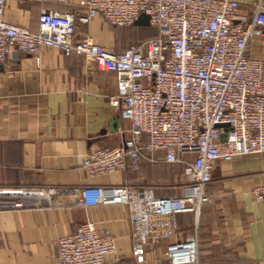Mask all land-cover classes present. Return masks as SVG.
<instances>
[{"label":"built area","instance_id":"1","mask_svg":"<svg viewBox=\"0 0 264 264\" xmlns=\"http://www.w3.org/2000/svg\"><path fill=\"white\" fill-rule=\"evenodd\" d=\"M7 1L0 0V64L52 47L116 74L117 90L109 102L129 121V136L84 156L83 167L91 176L139 170L145 159L183 167L186 182L178 194L158 197L145 188L133 193L127 184H91L84 187L79 206L127 204L143 222L185 213L199 217L211 202L208 188L218 162L264 153V60L248 51L250 41L264 35L262 4L247 15L238 0H83L77 14L42 10L33 29L5 19ZM143 15L157 35L120 52L91 36L76 38L79 25L97 17L127 28ZM254 195L264 202V185ZM25 196L0 192V207L20 205ZM117 252V237L91 220L58 240L59 264H105ZM145 252L136 241L138 261ZM167 257L170 264H203L197 238L170 244Z\"/></svg>","mask_w":264,"mask_h":264},{"label":"crops","instance_id":"2","mask_svg":"<svg viewBox=\"0 0 264 264\" xmlns=\"http://www.w3.org/2000/svg\"><path fill=\"white\" fill-rule=\"evenodd\" d=\"M83 0L41 3L8 0L7 21L37 28L42 10L80 13ZM253 15L264 0H238ZM103 17L79 25L76 38L91 36L120 52L138 35ZM154 30V29H153ZM249 54L264 60V35L252 39ZM115 73L79 55L44 47L0 64V192L26 193L20 205L0 207V264H59L58 240L91 220L118 239V252L105 264H170L168 246L197 238L203 264H264V202L254 190L264 185V153L220 161L209 185L211 202L199 217L185 213L169 220L138 219L127 204L78 205L85 186L145 188L154 196L178 194L186 182L183 167L145 159L139 170L91 176L83 167L91 150L116 146L129 136V121L112 107ZM44 193V197H41ZM145 247L143 261L133 254Z\"/></svg>","mask_w":264,"mask_h":264},{"label":"rangeland","instance_id":"3","mask_svg":"<svg viewBox=\"0 0 264 264\" xmlns=\"http://www.w3.org/2000/svg\"><path fill=\"white\" fill-rule=\"evenodd\" d=\"M127 28H133V26L131 27H127ZM138 31V35L136 36L135 40L132 42H137V41H142L146 38H149L150 36H153L155 34H157V31L154 29H136V32Z\"/></svg>","mask_w":264,"mask_h":264},{"label":"water","instance_id":"4","mask_svg":"<svg viewBox=\"0 0 264 264\" xmlns=\"http://www.w3.org/2000/svg\"><path fill=\"white\" fill-rule=\"evenodd\" d=\"M150 24L148 15H143L137 22L136 25L148 26ZM223 140L226 139L227 134H223Z\"/></svg>","mask_w":264,"mask_h":264},{"label":"trees","instance_id":"5","mask_svg":"<svg viewBox=\"0 0 264 264\" xmlns=\"http://www.w3.org/2000/svg\"><path fill=\"white\" fill-rule=\"evenodd\" d=\"M133 27H137L136 25H134ZM139 28H147L146 26H138ZM157 34H155V35H153V36H150L149 38H152V37H154V36H156ZM149 38H146V39H149ZM146 39H144V40H146Z\"/></svg>","mask_w":264,"mask_h":264}]
</instances>
